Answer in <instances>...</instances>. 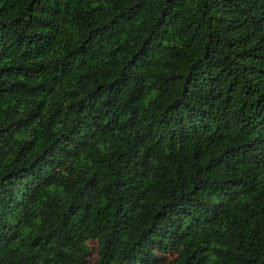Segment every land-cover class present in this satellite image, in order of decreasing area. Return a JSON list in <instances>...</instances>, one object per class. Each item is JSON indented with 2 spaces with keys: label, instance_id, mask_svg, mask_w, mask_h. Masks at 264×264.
Wrapping results in <instances>:
<instances>
[{
  "label": "trees",
  "instance_id": "trees-1",
  "mask_svg": "<svg viewBox=\"0 0 264 264\" xmlns=\"http://www.w3.org/2000/svg\"><path fill=\"white\" fill-rule=\"evenodd\" d=\"M0 264H264V0H0Z\"/></svg>",
  "mask_w": 264,
  "mask_h": 264
},
{
  "label": "rangeland",
  "instance_id": "rangeland-1",
  "mask_svg": "<svg viewBox=\"0 0 264 264\" xmlns=\"http://www.w3.org/2000/svg\"><path fill=\"white\" fill-rule=\"evenodd\" d=\"M95 250H96V242L93 241V240H90L89 241V253H90V256H93V254L95 253Z\"/></svg>",
  "mask_w": 264,
  "mask_h": 264
}]
</instances>
